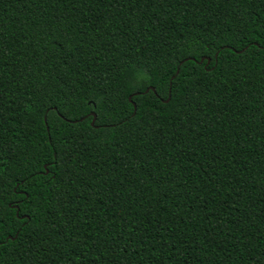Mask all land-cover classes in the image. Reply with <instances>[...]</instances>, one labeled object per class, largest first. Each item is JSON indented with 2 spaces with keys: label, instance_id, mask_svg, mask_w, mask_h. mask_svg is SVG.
<instances>
[{
  "label": "trees",
  "instance_id": "trees-1",
  "mask_svg": "<svg viewBox=\"0 0 264 264\" xmlns=\"http://www.w3.org/2000/svg\"><path fill=\"white\" fill-rule=\"evenodd\" d=\"M0 264H264V0H0Z\"/></svg>",
  "mask_w": 264,
  "mask_h": 264
},
{
  "label": "water",
  "instance_id": "water-1",
  "mask_svg": "<svg viewBox=\"0 0 264 264\" xmlns=\"http://www.w3.org/2000/svg\"><path fill=\"white\" fill-rule=\"evenodd\" d=\"M203 60V59H202ZM201 60V61H202ZM209 62V59L207 60V63ZM178 72V70L176 71V73ZM146 91H148V90H146ZM152 91H154V89L152 88ZM169 98H170V91H169V94H168V97H167V99L165 100V102H167L168 100H169ZM129 99H130V97H129ZM133 106H134V110H135V104H133ZM92 116H93V118H92V121H91V125H93L94 124V121H95V118H96V115L94 114V113H92Z\"/></svg>",
  "mask_w": 264,
  "mask_h": 264
}]
</instances>
